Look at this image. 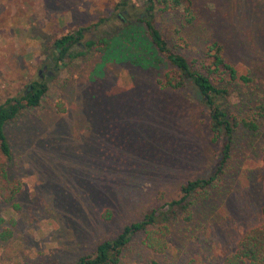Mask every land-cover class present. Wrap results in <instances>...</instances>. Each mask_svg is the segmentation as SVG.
<instances>
[{"label":"rangeland","instance_id":"obj_1","mask_svg":"<svg viewBox=\"0 0 264 264\" xmlns=\"http://www.w3.org/2000/svg\"><path fill=\"white\" fill-rule=\"evenodd\" d=\"M122 1L0 0V102L39 77L50 83L42 104L6 127L22 189L17 208L0 196V232L13 231L0 239V264H70L215 169L219 144L195 88L164 85L172 64L151 51L143 22L117 16ZM128 1L127 15L145 12L143 0ZM192 12L189 20L167 8L155 24L192 61L222 44L252 81H235L220 101L231 118H254L259 129L237 127L224 173L206 198H188L190 219L170 222L164 252L135 238L121 264H224L246 230L264 222V0H192ZM102 18L110 19L97 25ZM81 27L92 38L120 37L119 47L57 67L55 40ZM144 56L150 65L140 64Z\"/></svg>","mask_w":264,"mask_h":264},{"label":"trees","instance_id":"obj_2","mask_svg":"<svg viewBox=\"0 0 264 264\" xmlns=\"http://www.w3.org/2000/svg\"><path fill=\"white\" fill-rule=\"evenodd\" d=\"M128 2V0H123L118 3L115 10L123 6L125 11ZM142 5L145 12L128 14L132 16L130 18L125 12L117 16H125L126 24L134 23L133 21L145 24L153 44L151 51L161 54L172 64L171 69L165 75V86L172 88L192 86L195 88L197 98L209 114L212 140L219 144L218 159L215 169L210 175L190 179L181 185L180 190L183 193L181 198L146 211L142 218L124 225L114 237L99 242L94 250L80 255L76 261L70 264H121L125 252L135 238H140L142 245L146 246L154 255L164 252L169 246L170 222L178 219H190L191 201L188 198L195 194L201 199L206 198L209 195L208 187L224 173L231 155L237 127L242 125L244 128L254 131L259 129V124L254 118H231L228 110L220 101V98L232 94V85L235 81L239 80L244 83L252 81L250 75L239 73L235 65L226 59L222 44L213 41L208 45L203 60L192 61L170 46L156 26V13L167 8H180L185 12L187 18L192 20V0H143ZM108 19L110 18H102L97 25ZM88 29L89 27H81L73 32L63 34L55 40L54 45L58 52L57 67L60 68V65L63 66L68 61L76 60L90 50L109 54L111 49L119 47L120 37L116 38L114 35L111 37L112 34L103 33L92 38L88 36ZM130 35L128 32L125 38L129 39ZM136 40V37L131 39L135 46ZM75 46H81L83 49L75 50ZM126 47L129 46L126 45ZM141 61L143 63L147 61L146 64L150 65L149 58L146 56L140 60V64H143ZM49 90L48 80L39 77L27 85L24 91L14 96H8L3 102H0V196L15 208L19 207L15 200L22 189L21 165L16 159L6 127L10 122L17 120L26 110L40 106ZM59 106L62 105L59 104ZM261 152L264 164V143L261 146ZM3 222L4 219L0 217V223ZM12 234L13 231L9 226H3L0 239L7 240ZM151 261L152 264H159L156 257H153ZM52 264L59 263L53 262ZM224 264H264V222L246 230L238 241L235 252L226 257Z\"/></svg>","mask_w":264,"mask_h":264},{"label":"flooded vegetation","instance_id":"obj_3","mask_svg":"<svg viewBox=\"0 0 264 264\" xmlns=\"http://www.w3.org/2000/svg\"><path fill=\"white\" fill-rule=\"evenodd\" d=\"M125 13H127V10H125Z\"/></svg>","mask_w":264,"mask_h":264}]
</instances>
